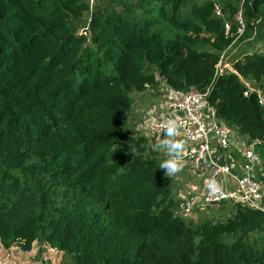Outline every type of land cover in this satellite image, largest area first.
I'll return each mask as SVG.
<instances>
[{
  "label": "trees",
  "instance_id": "1",
  "mask_svg": "<svg viewBox=\"0 0 264 264\" xmlns=\"http://www.w3.org/2000/svg\"><path fill=\"white\" fill-rule=\"evenodd\" d=\"M260 42L264 0H0V245L46 244L61 264H264V213L182 217L165 159L126 126L160 81L211 87L264 161V107L244 96L264 94Z\"/></svg>",
  "mask_w": 264,
  "mask_h": 264
},
{
  "label": "built area",
  "instance_id": "2",
  "mask_svg": "<svg viewBox=\"0 0 264 264\" xmlns=\"http://www.w3.org/2000/svg\"><path fill=\"white\" fill-rule=\"evenodd\" d=\"M216 16L221 15L219 5L215 6ZM239 24L238 33L242 35L244 24L240 13L236 16ZM227 53V52H226ZM225 52L220 56L216 65L215 76H222L228 71L233 72L228 62ZM249 93H256L259 104L264 107V94L256 90L248 83H244ZM211 87L199 92L191 87L186 92L169 101L166 105L171 114L176 115L179 123V134L177 140H181L187 145L186 153H181V160L187 161L195 177L202 181V187L196 188L188 197L182 198L179 202V214L182 217H191L195 211H204L207 208L220 207L226 204H240L250 209L264 213V167L259 156L254 151V145L243 143L237 144L233 139L234 130L223 124L217 117L214 107L208 105L207 98L211 92ZM170 92L175 91L170 89ZM147 118L144 126V137L150 144L162 142L164 137V127L170 118L164 117ZM214 137L217 146L221 150H228L236 145L240 148V174L236 176L229 165L217 164L211 158ZM216 181L219 191L212 193L208 188L210 181ZM37 250L36 256L30 258L29 253ZM44 254L48 258H44ZM43 256V258H42ZM62 252L50 248L46 244L38 245L34 243L30 251H23L20 246L13 244L10 247L0 245V264H61ZM34 260H37L34 261Z\"/></svg>",
  "mask_w": 264,
  "mask_h": 264
},
{
  "label": "crops",
  "instance_id": "3",
  "mask_svg": "<svg viewBox=\"0 0 264 264\" xmlns=\"http://www.w3.org/2000/svg\"><path fill=\"white\" fill-rule=\"evenodd\" d=\"M151 92H154V90L145 91V93L137 94L135 96L141 97L142 95H146L148 97L147 104L140 106V99H135L133 104V111L129 115V117L126 120V126L129 129H132V131L135 132V135L137 136H144V126L145 121L147 118H158L164 117L167 118H176V115L171 114L164 102H155L154 99L149 95ZM173 95V97H177L179 94L177 92L170 93ZM171 99V98H169ZM142 132V133H141ZM233 139L237 141V144L240 143L244 144V140H241L240 137L236 135V133L233 134ZM211 140L213 142L212 146V152H211V158L220 165H229L232 167V172L236 176L240 174V165L242 163V159L240 157V148H238L236 145L231 146L228 150L224 151L218 148L217 142L214 137H211ZM162 142H158L157 144H150L151 148L155 151H157L162 157L166 158V152H163V149L159 147ZM184 149L182 151V154L186 153L188 150V147L186 144H184ZM164 155V156H163ZM183 166L188 167L187 161L182 160ZM186 172V171H185Z\"/></svg>",
  "mask_w": 264,
  "mask_h": 264
},
{
  "label": "rangeland",
  "instance_id": "4",
  "mask_svg": "<svg viewBox=\"0 0 264 264\" xmlns=\"http://www.w3.org/2000/svg\"><path fill=\"white\" fill-rule=\"evenodd\" d=\"M261 45H263L261 48V50H263L264 49V42H260L256 48H260ZM241 46L242 45L240 43H236L229 50V56L227 57L229 63H230V61H232L233 59L236 58V56L238 55V53L240 51ZM249 48H252V46H250ZM252 51H250V52H252ZM170 93H171L170 88L167 87L164 82L160 81L157 90L154 92H151L149 95L154 99L155 102H161L162 101L167 105V103L169 101L174 99L173 95ZM139 98H141L140 99V106L147 104V101L149 100L146 95H142L141 97L132 95L133 101L135 99L138 100ZM169 98H171V99H169ZM163 114L164 113H162V115ZM163 152H165L164 149H163ZM163 158L166 159L167 156H166V158L165 157H163ZM261 162H262V166L264 167V161L261 160ZM172 179H173V193L176 195V198L179 200V202L181 200V197L186 198L196 188L202 187V181H200L199 179H197L195 177V175L192 172V170L190 169L189 165H188V167L183 166V170L180 173L172 176ZM229 206H231V204L221 205L220 207H214V208L209 207V208L205 209L204 211H195L191 217H188V219H193L194 221L198 222L202 216H204L205 219H208L214 214V215L219 217V220H225V218H223L222 216L224 215L226 209L229 208ZM36 253H37V250L33 249V251H31V253H29L30 258L34 257V255L36 256ZM43 256H44V258H48L46 254H44ZM43 256H42V258H43ZM34 261L37 262V260H34ZM64 264H71V263L69 262V260L65 259Z\"/></svg>",
  "mask_w": 264,
  "mask_h": 264
},
{
  "label": "clouds",
  "instance_id": "5",
  "mask_svg": "<svg viewBox=\"0 0 264 264\" xmlns=\"http://www.w3.org/2000/svg\"><path fill=\"white\" fill-rule=\"evenodd\" d=\"M162 127H164L165 138L159 147L165 150L167 158L160 163L159 168L165 170L167 177H171L183 170L181 153L185 145L183 141L176 139L179 134V123L176 119H168ZM208 188L212 193L219 191V187L214 180L208 183Z\"/></svg>",
  "mask_w": 264,
  "mask_h": 264
}]
</instances>
